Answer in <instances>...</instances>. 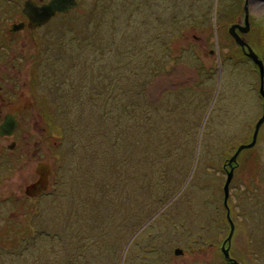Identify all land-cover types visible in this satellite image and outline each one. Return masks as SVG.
<instances>
[{"label": "rangeland", "instance_id": "obj_1", "mask_svg": "<svg viewBox=\"0 0 264 264\" xmlns=\"http://www.w3.org/2000/svg\"><path fill=\"white\" fill-rule=\"evenodd\" d=\"M77 1L80 6L74 10L76 12L70 11L66 17L57 15L47 27L36 30L34 34L28 36L26 32L18 36L10 35L13 37L11 43L14 54L21 56L23 52L26 53L23 60L18 62L26 64V69L30 68L27 70V80L30 79L26 84L27 93L34 100H39L38 105L41 108L45 107L46 112H50L48 106L54 109L60 102L61 126L53 117L46 118V123H41L40 120L38 124L41 123V126L50 129L43 138L39 139V150L36 146L24 142L20 146L25 145V151L21 152L17 149V153L14 154L17 162L21 164L14 167L13 175L9 180L12 189L10 191H14V194L19 192L16 195L20 197L15 200L12 213H0V264L62 263L59 237L63 234L72 237L68 229L70 223L66 218L71 219L70 214L76 212L81 219L85 213L92 210L97 212V218L94 212L92 216L97 220V225L91 221L85 231L79 228L80 225H76L72 229L73 236L76 240L91 242L93 239L91 235L94 233L90 230L95 229L94 225L98 231L108 229L110 236L116 237L112 242L119 253L116 254L114 251L111 255L107 253L103 257L106 264H111L112 257L114 264H137L135 260L142 264L143 258L138 254L145 253L149 256L148 259L145 258V264H229L227 257L230 256L238 262L243 260L246 264H264V121L260 125L255 145L242 150L237 156V162H233L235 170L229 185L227 206L224 204L223 185L227 171L230 169L224 167V163L231 158L239 145L251 140L255 123L262 115V97L258 94L259 69L244 51L236 47V44L237 46L239 44L229 33L231 25L236 23L230 22L234 16H225L224 12L222 13V3L226 0L176 2L169 0L159 10L150 4L149 11L136 13L135 20H129L138 26L141 37L151 38L145 42L148 61L156 56L161 58L164 52L169 51L172 58L182 61L174 70L186 68L187 75L181 83L184 85L183 88L185 85L193 84L200 86L196 95L200 104L197 108L200 125L197 127L192 146L194 158L190 166L189 174L192 172L190 180L178 195L174 194L171 197V199L175 197L171 203L166 204L169 199L156 207L151 212V217L142 224L134 221L133 225L135 224L136 227L131 230L125 225H132L127 218L129 213L135 212V220L139 219L141 208L139 197L135 196L133 202L131 190L127 192L123 186L121 192L119 191L120 203L117 205L116 195L113 199H104L103 187H101L107 179V173L101 167L105 159L104 148L105 145L112 144L115 136L112 123L118 120L114 103L116 90L109 84L108 79H111L110 73L112 76L118 74L120 69L125 70L124 65L119 64L122 57L117 56L118 51L114 50L124 47L125 32L121 16H124L127 9L121 6L113 13L95 17V19L104 17L107 20L102 31L94 33L93 38L97 41L103 37L105 41V59L108 60L106 67L109 72L99 70L98 66V69L84 74L77 72L82 64L81 61H91L93 57L84 52L75 53L76 42L74 44L71 42V34L73 33L77 37V42L81 43L83 38L78 35L84 32L82 31L84 21L77 23L81 19L79 17L92 18L96 13L100 14L97 11L100 9L93 5L95 0ZM107 1H110L109 5L112 6L122 0ZM135 2L142 3L139 0ZM238 2L246 3V0ZM257 3H264V0L249 2L248 6ZM133 7L137 9L136 5ZM140 8L139 6L138 9ZM199 9L204 11L198 17ZM251 9L252 12L249 9V32L246 36L249 38L250 46L264 64V6L261 9ZM193 15L195 19L192 18ZM186 16L185 24L183 19ZM158 18L166 21L161 27L155 24L159 21ZM188 21L199 24L189 25ZM147 23H153V30L151 27L148 29L150 25ZM64 25L68 29H73V32L68 30L61 35L65 40L66 49L70 52L60 61L54 46ZM182 26L184 29L177 32ZM44 52L51 54L49 63L42 60ZM143 57L144 55L141 54L137 57L134 55L128 57L132 69L138 75L143 70ZM245 57L247 60L243 59ZM195 64L201 66V72L194 67ZM55 65L57 69L53 71ZM42 67L43 78L40 77ZM147 72L148 69L140 77L149 76ZM211 73L214 77L202 83L206 79L203 75ZM102 76L108 78L103 79ZM158 77L159 75L153 79ZM65 78L68 80V85H64ZM151 83L147 87V96L152 104L163 93L160 95L157 92L153 93ZM200 84L206 87H201ZM89 85L90 95H86L83 99L74 96L79 87L86 90ZM64 96L68 98L65 100L68 112L62 116ZM104 101L107 102L106 105ZM37 123L32 126L35 127ZM56 125L60 128L55 129ZM93 132L98 133L99 136L90 143L89 138ZM93 144H96L97 148H91ZM38 155H41L40 161L48 165L47 174L38 178L39 181L44 180L42 181L44 187L30 194L31 192H27V186L36 183L34 180L37 176L34 175L33 170ZM114 163L116 164L117 161ZM120 163L121 171L124 166L122 162ZM39 166L40 163L37 167ZM193 169L194 171H191ZM187 178L188 176L186 180ZM139 181L140 176L131 183L123 179L127 187L135 183L136 192V183ZM185 182L182 184L184 185ZM41 191L47 194L36 197ZM105 209L114 214L118 213V224L111 223L109 215L103 214ZM227 213L233 222L232 232ZM100 215H103V218L99 219ZM139 227L141 230L137 231ZM199 231L206 238L205 241L198 236ZM48 234H53V237L55 234V242ZM226 235L227 240L232 237L231 247L229 250L228 247L226 248L227 255L224 251L222 254L219 253L218 247L221 239ZM132 236L134 237L129 243ZM137 240H141V243L135 244ZM208 242L214 243V247H210ZM29 245L34 247L30 248ZM47 246L53 247L49 250L52 254L55 253L54 257H46ZM94 246L95 244H91L89 253L95 255ZM174 248H180L183 252L177 255ZM18 254L23 255L13 256ZM89 261L93 262L92 259ZM99 264L103 263L99 262Z\"/></svg>", "mask_w": 264, "mask_h": 264}, {"label": "trees", "instance_id": "obj_2", "mask_svg": "<svg viewBox=\"0 0 264 264\" xmlns=\"http://www.w3.org/2000/svg\"><path fill=\"white\" fill-rule=\"evenodd\" d=\"M139 1L142 3L135 2V0H122L111 6L109 5L110 1L95 0L93 5L98 6L100 10L97 11L100 14L96 13L92 18L81 16L79 17L81 19L77 21V23L84 21V28L82 29L84 32H81V34L78 35V37L83 38L82 42L78 43L77 37L73 33L71 34V42L73 44L76 42L75 53L84 52L91 55L94 59V61L93 59L91 61L87 60L86 62L81 61L82 64L77 69V72L86 74L93 69H98V66L99 70L109 72V69L106 67L108 60L105 59V41L103 40V37H100L97 41L93 38L94 33L102 31L107 20H105L106 18L104 17L98 19H95V17L113 13L116 9L119 10V7L121 6H125L127 9L123 17L120 14L124 22V47L123 49L114 50L118 51L117 56L122 57L119 64H123L125 70L120 69L118 74L112 76L110 73L109 77L111 79H108L109 84L113 85L112 87H115L114 89L116 90L114 94V103L116 104V111L118 112V120L112 123V128L115 130L112 144L105 145L106 147L104 148L103 157L105 159L103 160L101 167L104 172L107 173V179L101 187H103L102 196L104 199L108 198L110 200L116 195L115 203L117 205L120 203V192L123 186L126 188L127 192L131 190L133 202L135 196L139 197L138 201L139 206L141 207L139 219L135 220V212L129 213L127 217L132 225L135 223L134 221L138 224L144 223L146 219L151 217V212H153L156 207H159L162 203L171 199L174 194H179L183 190L184 187H181V184L185 182L184 180H186L187 176L189 177L190 166H192V160L194 158V148L192 146L195 142L198 130L197 127L200 125V115L197 110L200 104L196 97L199 92L198 90L193 89L192 86H187L175 92L169 91L157 104H151L148 99L147 87L153 80V77H156L161 73L169 72L175 63L177 64L182 61L172 58L169 51L164 52V56L161 58L156 56L150 61L146 59L145 42L151 40V38L147 36L141 37L138 26L129 20H135L134 15L136 13H142L144 10L149 11L148 7L150 4H152V7H155L156 10H159L163 8L162 6H165L169 0ZM176 1L178 0H173V2ZM227 1L228 0L223 3L226 4ZM134 5L137 6V9L133 7ZM139 6L141 7L140 9H138ZM203 11L199 9L198 17ZM71 12L76 11L72 10ZM152 13H154L153 10ZM68 14L69 13H61L60 16L66 17ZM188 18L191 20L190 16H188ZM192 18L195 19L196 17L193 15ZM115 19L120 20L119 18ZM158 19L159 21L154 23L159 27L166 23L163 18ZM183 20L186 24L187 16ZM192 23V21H188L189 25ZM152 24L153 23H147V25H150L148 26V29L151 27L153 30ZM193 24L198 25L199 23L195 22ZM183 27L184 26L180 27L177 32ZM68 30L73 32V29H68L66 25L62 26L60 29L61 33L59 32L58 39L56 40L57 43L54 46L57 49L56 54L60 61L63 56H68L70 52V50L66 49L65 40L61 36L67 33ZM115 31L117 32V29H115ZM72 49L74 48L72 47ZM263 49L261 51L262 53ZM140 54L144 55V66L140 75L148 69L147 73L150 74L149 76L147 75L148 77H140V75L132 69L131 62L128 59L131 55L137 57ZM243 59L247 60L246 57ZM248 60L250 59L248 58ZM71 61L74 62L73 60ZM100 65H102V67H100ZM194 67L199 70L201 69V66L198 64H195ZM204 72L205 71H203V73ZM203 76L204 79H206L203 80L202 83H206L208 78L214 77L213 73L209 75L205 74ZM106 78L108 77H103V79ZM64 80V85H68L67 78ZM196 85L198 86V84ZM90 87L91 86L89 85L86 90L79 87L74 96L78 99H83L86 95H90ZM203 87H206V85ZM66 99L68 98L64 96L62 116L66 115V112H68L66 107L67 102L65 101ZM106 104L107 102L104 101V105ZM156 115H159L160 118ZM98 136V133L93 132L90 135L89 142L92 143ZM91 148H97L96 144H93ZM195 159L197 158L195 157ZM114 161H117V163L115 164ZM119 161L122 162V165L124 166L121 171V163ZM191 171H194V169ZM138 176H140V181L136 183L137 192L134 186L135 183H132L131 187L124 185L123 179L131 183V181H135ZM99 186L100 184H98V187ZM93 212L97 218L98 215L96 210L88 211L81 219L78 218L76 212L70 214L71 219H69V217L66 218L70 223L68 229L70 232L69 235L72 237H68L64 234L59 237L61 242L59 251H62V263L59 264H99V262L106 264L103 257H105L107 253L110 255L113 251L116 254L119 253L112 242L116 237H111L108 229H101L98 231L97 227L94 225L95 229L90 230L94 233L91 235L93 238L91 242H89V240H76L74 238L72 229H74L76 225H80L79 228L81 230L83 228L84 231L87 230L86 227L91 221L97 225V220L92 217ZM103 214L109 215L111 223H119V219H117L118 213L114 214L112 211L105 209ZM101 218H103V215H100L99 219ZM132 225L125 226L130 227L128 230H131L136 227L135 224ZM101 232L104 234H101ZM85 235L88 237L87 233ZM48 236L53 237V234H48ZM53 238L55 242V234ZM101 238L104 240L100 241ZM129 241L131 242L132 240L129 239ZM134 243L136 244V241ZM91 244H95L93 248L96 253L95 255L89 253L91 251ZM31 247H34V245H31L30 248ZM51 248L53 247L47 246L45 248V251L47 250L45 253L48 254L46 257L55 256V253L52 254L49 250ZM30 254L32 255V253ZM89 259H92L93 262H90ZM111 264H114L113 257Z\"/></svg>", "mask_w": 264, "mask_h": 264}, {"label": "flooded vegetation", "instance_id": "obj_3", "mask_svg": "<svg viewBox=\"0 0 264 264\" xmlns=\"http://www.w3.org/2000/svg\"><path fill=\"white\" fill-rule=\"evenodd\" d=\"M25 1L26 0H0V172L2 171L0 174V213L5 214H9L14 211L13 206L15 200L20 197L16 195L19 192H16V194H14V191H10L12 189L10 188L9 183V180L11 179L10 177L13 175L14 172V167H18V165L21 164L17 162V159H15L14 156V154L17 153V149H19L21 152L25 151V145L20 146L24 142L26 144L34 145L38 149L39 139L43 138L50 129L48 127H43L40 125L41 123H46V118H56V123L61 126L60 102L57 103L54 109H50V107L47 105L50 112H46L44 111L45 107L41 108L38 105L39 100H34V98L27 93L26 84L28 81H30V79L27 80V70H29L30 68L28 67L26 69V64L18 62V60H23V57L26 56V53L23 52L21 56L17 53L14 54L11 43L13 37L10 36L12 34L14 36L16 34L17 36L23 35L26 32H28V36H30L34 34L36 30L38 31V29H41L42 27H47L51 20L57 15H60L61 13L56 14L46 24L32 29L29 27L28 17L23 12ZM33 1H36L38 4L45 2V0ZM238 1L239 0H232L227 1L226 4L223 3L222 13L224 12L223 14L225 16H234V18L230 20V22H232V24L236 23L237 25H239V27L235 28V32L243 41H246L249 44V38L246 36L249 31L243 30L246 28V19L248 20V23L250 20L249 9L252 12V7L250 6V8L248 5L251 0H246V3H239ZM229 33L231 34L230 31ZM231 36L234 38L232 34ZM32 38L35 37L32 36ZM236 47H239L242 51H244L240 45L237 46L236 44ZM54 48L56 49V47ZM14 58L16 59L14 60ZM50 59L51 54H49L48 52H44L42 55V60L44 62L48 61L49 63ZM177 64L173 65L169 71L174 70ZM43 67L40 69L41 78H43L44 75ZM56 69L57 67L55 65L53 71ZM162 74L165 73H161L159 74V76ZM152 83H154V79L152 80ZM179 85L175 89H168L162 91L163 94L159 99H157L155 103L157 104L159 101L162 100L163 96L165 95L164 93L169 91L172 92L177 89H182V86ZM187 86L191 85H185V87ZM192 87L195 90H198V87L200 86L193 84ZM6 119H8L9 121L5 124ZM11 120L15 121L14 126L10 125ZM40 120L41 123L38 124L37 122H40ZM26 122H28V124H26ZM35 123H37V125L35 127L32 126ZM60 126L56 125L55 129L60 128ZM56 137H58V134H56ZM40 156L41 155H38V159L36 161L37 164L35 165L33 170L34 175L37 176V181L34 180V182H39L38 178L47 174L46 167L48 168V165L46 164V162L40 161ZM38 163H40L39 167H37ZM224 165V167L229 169L230 166L227 165V163H224ZM27 172H29V170ZM32 192L36 191L32 190ZM46 194L47 192L44 193L43 191H41L38 195H36V197H41ZM176 195H178V193ZM174 198L170 199L169 202H167L166 204L168 205L169 203H171ZM140 227L137 229V231L141 230ZM201 233L202 232L199 231L198 236L201 237L202 241H205L206 238ZM232 237L230 238V240H232ZM230 240H227V235L221 239L220 245L218 246L220 249L219 253L222 254L224 251V254L227 255L226 248L228 247L229 250V247H231L232 245V241ZM136 243H141V240H137ZM208 245L210 247H214V243L208 242ZM176 249L179 250L180 253L177 254ZM174 250L175 254L177 255L183 252L180 248H174ZM26 253H24V256L26 255ZM22 255L23 254H18L13 256ZM138 255L143 258L142 264H145V258L148 259L149 257L148 254L145 253ZM227 258L229 259L227 261L229 264H246L243 260L238 262V260L233 258L232 256ZM134 262L140 264L136 260Z\"/></svg>", "mask_w": 264, "mask_h": 264}, {"label": "water", "instance_id": "obj_4", "mask_svg": "<svg viewBox=\"0 0 264 264\" xmlns=\"http://www.w3.org/2000/svg\"><path fill=\"white\" fill-rule=\"evenodd\" d=\"M78 7H79V2L77 0H47L46 2H43L41 4H38L36 1H33V0H26L24 2L23 12L29 19V27L34 29L36 27H39L41 25L46 24L56 14L68 13L69 11L75 10ZM245 26H246V28L243 31H248L249 27H248V20L247 19H246ZM237 27H239V25H237V24L231 25V27L229 28V31L234 36L235 41L243 48L245 55L248 56L249 58H251L252 61L257 65V67L259 69V74H260L259 95L262 97V115L260 116V118H258V120L255 123V127H254V131L252 133L251 141L246 143V144L239 145L238 148L233 153V155L231 156V158L227 161L228 165L230 166V169L227 171V177H226V180H225L224 185H223L225 206H227V197L229 194V185H230V181H231V178L233 175V170H234L233 169V162H235V163L237 162V156L243 149H247V148L253 147L255 145L260 125L264 121V84H263L264 64H263V60L254 51V49L246 41H243L239 37V35L235 32V28H237ZM164 75L167 76L168 74H162V76H164ZM152 85H154V83H151V86ZM172 88H175V87H164L161 89V91L162 90L165 91V90L172 89ZM8 121L9 120L6 119L5 124ZM10 125L14 126L15 121L11 120ZM191 174H192V172L189 174V177L186 180L183 187L189 181ZM42 181L44 182V180H42ZM42 181L36 182L35 184L28 185L27 186V192L28 193L31 192L30 194H34L35 192H32V190L33 191L34 190L40 191L41 188L44 187V185H43L44 183ZM227 218L229 220V223L231 224V232H232L233 222L230 220L228 213H227ZM133 237L134 236H132L130 238V240H132ZM176 253L177 254L180 253L179 250L176 249Z\"/></svg>", "mask_w": 264, "mask_h": 264}, {"label": "bare ground", "instance_id": "obj_5", "mask_svg": "<svg viewBox=\"0 0 264 264\" xmlns=\"http://www.w3.org/2000/svg\"><path fill=\"white\" fill-rule=\"evenodd\" d=\"M256 1L257 0H251L252 3H256ZM250 6L255 9H261L264 6V3L251 4ZM173 72H171L167 76L160 75L158 78H156L155 79L156 81L154 80V85L151 88L153 89L152 92L153 93L157 92L160 95L163 91V90L161 91L162 88L164 87H175L176 88L178 87L179 84L180 86H182L181 88H183V85L181 83L184 82L185 76L187 75L186 68H178L176 69L174 73ZM175 88H172V89H175Z\"/></svg>", "mask_w": 264, "mask_h": 264}]
</instances>
